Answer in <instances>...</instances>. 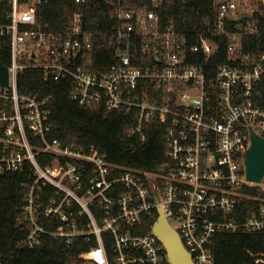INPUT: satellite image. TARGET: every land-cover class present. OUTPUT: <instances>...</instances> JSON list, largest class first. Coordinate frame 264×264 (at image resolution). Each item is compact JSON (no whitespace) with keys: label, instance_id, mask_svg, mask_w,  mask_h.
Instances as JSON below:
<instances>
[{"label":"built area","instance_id":"1","mask_svg":"<svg viewBox=\"0 0 264 264\" xmlns=\"http://www.w3.org/2000/svg\"><path fill=\"white\" fill-rule=\"evenodd\" d=\"M48 1L0 0L9 56L0 84V175L25 177L20 245L80 239L92 246L69 264H170L151 227L141 231L153 210L192 264H213L218 235L264 234V173L247 180L243 157L251 132L264 139V107L254 100L264 75V0H212L201 25L189 28L161 18L171 0H102L112 26L98 36L85 28L88 0H72L76 9L59 31L41 18ZM25 68L65 80L82 108L127 116L128 138L142 142L152 124H164L156 170L47 138L49 98L17 92Z\"/></svg>","mask_w":264,"mask_h":264},{"label":"trees","instance_id":"2","mask_svg":"<svg viewBox=\"0 0 264 264\" xmlns=\"http://www.w3.org/2000/svg\"><path fill=\"white\" fill-rule=\"evenodd\" d=\"M88 2L89 6L82 9L85 28L98 36L106 24L110 29L112 20L102 0ZM211 8L212 0H171L160 14L163 20H172L182 28H189L200 26ZM73 9L76 6L72 0H49L42 5L40 13L42 20L48 23V29L59 31L64 28ZM95 39L99 48L102 39ZM100 49L106 50V47ZM112 61L109 55V62ZM8 64V47L0 43V65L7 67ZM16 88L19 94L35 92L49 98V139L92 145L96 153L109 162L137 170L153 172L163 158L164 124H152L142 142L134 137L128 138L124 134L129 123L127 116L114 112L103 115L98 110L78 106L69 99V86L65 80L45 77L36 68H25L18 73ZM254 100L264 107V75L256 84ZM24 179L23 172L0 175V264H69L79 253L90 249L92 245L84 244L80 239L67 244L48 236H43L32 249L20 245L24 234L17 229L15 222L21 204L20 184ZM156 216V210H153L142 219V232L150 230ZM262 252L264 234H221L215 240L213 264H264Z\"/></svg>","mask_w":264,"mask_h":264},{"label":"water","instance_id":"3","mask_svg":"<svg viewBox=\"0 0 264 264\" xmlns=\"http://www.w3.org/2000/svg\"><path fill=\"white\" fill-rule=\"evenodd\" d=\"M0 84H7V69L0 65ZM245 177L249 181L259 182L264 173V139L250 133V145L243 154ZM151 232L162 244L170 264H192L190 256L182 246L178 234L165 216L158 210L151 225Z\"/></svg>","mask_w":264,"mask_h":264}]
</instances>
